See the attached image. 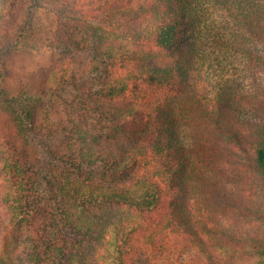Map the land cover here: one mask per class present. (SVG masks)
Segmentation results:
<instances>
[{"label": "trees", "instance_id": "trees-1", "mask_svg": "<svg viewBox=\"0 0 264 264\" xmlns=\"http://www.w3.org/2000/svg\"><path fill=\"white\" fill-rule=\"evenodd\" d=\"M6 18L0 264H264V0H0ZM39 33L57 59L10 87ZM222 160L244 166L229 186Z\"/></svg>", "mask_w": 264, "mask_h": 264}, {"label": "rangeland", "instance_id": "rangeland-1", "mask_svg": "<svg viewBox=\"0 0 264 264\" xmlns=\"http://www.w3.org/2000/svg\"><path fill=\"white\" fill-rule=\"evenodd\" d=\"M211 11L212 12L210 13L208 12L207 14V17L209 18L210 21L213 22L215 20L216 22H220L224 19L221 13H219L217 10L211 9ZM12 21L13 20L10 18L1 20L0 28L2 26L4 30L9 29L10 27H12L10 26L12 25ZM36 24L38 27H40L41 25L42 26L49 25L47 24V22H45L44 19H40V22H36ZM10 37H14L13 31H10L8 33V38L5 39V43L8 42L7 40H11ZM50 49L51 48L49 46V40H47L46 36L43 35V33H39L38 35H36L35 40L31 42V44L28 45L25 49L11 55L8 63L9 67L7 69L9 74L8 84L10 85V87L22 86L23 84H30L33 86L35 90H37L38 85L41 82V79L44 75V72H46L45 70H48V67L51 66V63H54L55 59H57L56 56L55 58H53L54 54L51 52ZM202 49L204 48L202 47ZM209 49L210 48H207V51ZM216 52L217 50L215 51V55H218L216 54ZM210 57L213 58L214 54L210 55ZM220 59H222V57H220L219 60ZM232 59L235 60L234 57ZM39 67L42 69H39ZM211 73L213 74V71H211ZM213 78H215V76ZM13 134H14L13 127L10 122L9 115L3 110H0V141H1L0 144L2 145V147L10 148V143L12 141L11 136ZM232 157H238V156L227 155L226 158L230 160H235ZM241 160L243 162L245 161L243 158ZM223 166L225 167V169H223L224 171L218 170V173L221 175V177H219V180H223L222 182H224V179L226 178L225 176L226 173L230 174L231 176L227 178V182H228L227 186H229L230 181L235 183V181L238 180L237 175L235 174L237 171L244 170V166L241 164L235 165L234 170L231 168V166H229L228 163H223ZM235 170L237 171L235 172ZM241 192H244V190H242ZM243 220L247 221L248 219H243Z\"/></svg>", "mask_w": 264, "mask_h": 264}]
</instances>
